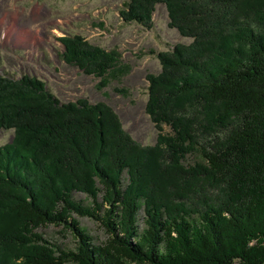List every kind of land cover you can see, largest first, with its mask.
Wrapping results in <instances>:
<instances>
[{
  "label": "trees",
  "instance_id": "16d2710c",
  "mask_svg": "<svg viewBox=\"0 0 264 264\" xmlns=\"http://www.w3.org/2000/svg\"><path fill=\"white\" fill-rule=\"evenodd\" d=\"M158 4L190 41L146 75L153 145L103 101L60 102L35 76L0 74V130L13 131L0 145V264H264V0H127L119 16L147 28ZM58 40L100 87L127 70L80 34Z\"/></svg>",
  "mask_w": 264,
  "mask_h": 264
},
{
  "label": "rangeland",
  "instance_id": "374dc122",
  "mask_svg": "<svg viewBox=\"0 0 264 264\" xmlns=\"http://www.w3.org/2000/svg\"><path fill=\"white\" fill-rule=\"evenodd\" d=\"M127 0H0V9H15L8 20L0 24V74L17 79L28 74L41 79L60 102L86 98L89 102L103 101L118 114L122 127L142 145L156 143L158 130L146 113L147 73H158L157 53L175 43H188L178 31L168 26L163 4L156 5L150 27L125 22L119 16ZM41 14L31 21L34 7ZM44 24V30H40ZM38 26L37 29H33ZM42 33V34H41ZM67 34H80L93 45L115 50L127 70L107 85L77 67L66 64L58 39ZM51 37L54 38L51 39ZM38 40L37 48L32 46ZM167 131L168 128L164 127ZM12 130H0V145L12 139ZM199 160L188 156L187 161ZM73 198L89 205L85 195L73 193ZM74 218L95 243L106 239L99 224L87 217ZM43 236L62 249H73V235L62 226L47 225L38 229ZM72 264V263H65Z\"/></svg>",
  "mask_w": 264,
  "mask_h": 264
},
{
  "label": "bare ground",
  "instance_id": "6f19581e",
  "mask_svg": "<svg viewBox=\"0 0 264 264\" xmlns=\"http://www.w3.org/2000/svg\"><path fill=\"white\" fill-rule=\"evenodd\" d=\"M1 8V7H0ZM10 9H15V8H12L11 6H7L5 9H3V10H1L0 9V24H2V23H4V22H6L7 20H8V18H10V16L12 15V10H10ZM34 13H33V15H32V17H31V21H33V20H35L36 19V17L39 15V14H41V12L43 13V11L41 10L42 9V7H39V6H37V7H34ZM37 27L38 26H34L33 27V29H37ZM40 30H44V24H42V27H41V29ZM3 33H4V31H0V36H2L3 35ZM42 34V33H41ZM4 39V36H2V40ZM51 39H53L54 40V38L53 37H51ZM37 45H38V40H36V42H33L32 43V46L34 47V48H37Z\"/></svg>",
  "mask_w": 264,
  "mask_h": 264
}]
</instances>
